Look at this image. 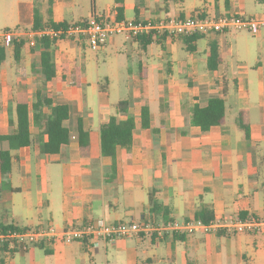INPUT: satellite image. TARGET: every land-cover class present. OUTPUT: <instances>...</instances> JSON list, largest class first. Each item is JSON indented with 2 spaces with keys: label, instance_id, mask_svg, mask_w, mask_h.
<instances>
[{
  "label": "crops",
  "instance_id": "1",
  "mask_svg": "<svg viewBox=\"0 0 264 264\" xmlns=\"http://www.w3.org/2000/svg\"><path fill=\"white\" fill-rule=\"evenodd\" d=\"M63 1L65 5L72 2ZM121 1L126 20L162 13L160 17L210 13L264 17V0ZM55 4L54 0L50 16L45 12L47 6L43 7V21L69 24ZM33 6L34 0L26 10L25 29L19 30L29 41L26 34L31 32L26 30L33 23ZM116 6L114 0L102 13L113 12ZM131 8L133 17L128 13ZM245 34L258 52L233 78L224 61L227 40ZM218 35L222 62L215 71L207 69L208 38L202 39V48H198L199 40L196 51L188 53L176 40L167 41L165 48L153 41L142 49L138 41L125 36V46L129 42L137 46L132 60L136 71L127 87L131 106L126 114L113 109L109 77L103 78L104 84L100 74L91 81L83 64L77 63L83 55V39L54 43L56 75L46 84L39 73V46L26 42L15 61L12 48L6 45V59L0 65V136L13 130L10 121H15L17 91L24 89L31 105L35 91L40 90L54 105L71 107L65 125L75 136L81 119L90 148L87 156L79 155L78 142L73 139L57 155L45 156L41 144L47 138H38V130L31 125L32 145L10 151V172L2 175L0 170V180L5 176L12 182L9 200L0 201V225L57 229L90 221L167 225L197 220L200 210L210 212L212 220L264 221V32ZM118 41L111 37L101 49ZM230 80L236 88L235 98L228 94ZM213 96L223 98L225 118L221 125L202 131L191 122L192 110L205 106ZM143 106L149 111L148 127L141 125ZM242 110L247 112L249 140L237 124ZM111 116L118 120L131 116L135 122L130 149L117 148L113 158L101 155L99 133ZM152 204L158 208L152 210ZM247 235L254 236L253 240ZM256 235L264 232L167 233L160 241L148 236L97 243L53 240L26 252L0 245V264H264V238Z\"/></svg>",
  "mask_w": 264,
  "mask_h": 264
},
{
  "label": "trees",
  "instance_id": "2",
  "mask_svg": "<svg viewBox=\"0 0 264 264\" xmlns=\"http://www.w3.org/2000/svg\"><path fill=\"white\" fill-rule=\"evenodd\" d=\"M40 1L42 0H34L33 23L26 31L36 32L45 28L57 29L67 25V23H54L51 19L44 22L40 11L42 10ZM46 1L47 7L45 8V12L48 16H50L52 14L54 0ZM115 1L117 6L113 12H116L118 20H123L122 1ZM94 12L95 11H92V13ZM202 16L206 15L203 14ZM218 36L219 35L217 33H210L208 35L194 33L191 35L179 34L177 37L168 40L164 37L153 40L151 37L147 36L132 38V40L138 41L142 49H145L153 41L165 48L164 45L167 41L176 40L182 45L186 52L193 53L196 51V43L199 40L208 38L207 69L209 71H215L222 62L219 52V44L217 41ZM63 39L65 38L50 39L49 37H34L29 41L27 37H20L18 40H12L9 46L12 48V55L15 61L20 59L21 49L26 42H30L31 45L33 44L39 46V73L42 76V82L46 84L54 79L56 75L53 45L56 41ZM5 59L6 47L0 42V65L5 61ZM139 78L141 81L144 80V74L141 70ZM220 94L224 95L223 89L220 90ZM128 109V101H120L116 104V110L118 113L126 114ZM70 111L71 107L69 105H54L53 101L40 90L35 91L33 101L31 102V105H29L26 91L24 89L18 90L15 104V121H10V125L13 127V130L8 135L0 136V143L3 145V148L0 150V170L2 175H7L11 170L10 151L32 145L33 138L30 132L31 125L36 127L38 130V138H44V136L47 138V140L41 144V153L43 155H57L62 146H67L69 145L70 140L76 139L78 142V154L81 156H87L90 148L89 133L84 130L82 120L78 119L76 123V135L74 136L71 134L70 128L65 125V122L70 117ZM225 112L226 107L223 98L213 96L208 99L205 106L193 107L191 122L202 131H208L210 128L223 123ZM148 119V108L143 106L141 108L142 127H148ZM237 124L239 129L243 132L244 138L249 140L250 133L248 117L245 110L239 112ZM134 130L135 122L131 116H127L124 120H118L115 116H111L100 128L101 155L103 157L113 158L117 148L129 150L132 144V135ZM155 208H158V206L152 204V210ZM212 218L211 213L206 210H200L196 214V219L205 223L212 220ZM0 226L4 227L5 225ZM5 227L13 226L6 225Z\"/></svg>",
  "mask_w": 264,
  "mask_h": 264
},
{
  "label": "built area",
  "instance_id": "3",
  "mask_svg": "<svg viewBox=\"0 0 264 264\" xmlns=\"http://www.w3.org/2000/svg\"><path fill=\"white\" fill-rule=\"evenodd\" d=\"M239 31H246L251 35L264 32V17H247L239 14L193 15L189 17L174 15L138 20H118L116 12L92 13L86 20L67 24L57 29L45 28L26 35L30 39L34 37L83 39L87 41L92 50L97 51L105 46L111 37L118 34H123L130 39L147 36L153 40L161 37L168 40L177 37L179 34L199 33L208 35L217 33L222 35L227 32ZM23 35L25 34L19 30L16 32L4 31L0 33V42L6 46L12 40H18ZM219 230H226L231 233L264 232V221L254 218L248 220L213 219L207 223L201 220H190L183 223H168L167 225H154L146 222L104 223L90 221L80 227L64 229H57L54 226L36 228L0 226V245L13 251L26 252L32 246L53 240H60L66 244L79 241L97 243L99 240L112 241L148 236L155 241H160L167 233L185 232L192 234L202 232L214 234Z\"/></svg>",
  "mask_w": 264,
  "mask_h": 264
},
{
  "label": "rangeland",
  "instance_id": "4",
  "mask_svg": "<svg viewBox=\"0 0 264 264\" xmlns=\"http://www.w3.org/2000/svg\"><path fill=\"white\" fill-rule=\"evenodd\" d=\"M32 1L33 0H0V33L4 31L16 32L25 29L26 24L24 19L26 10L28 12L29 3ZM55 3L56 10L61 14L62 19L69 24H74L80 21V19H87L90 17L92 11H95L94 13L96 14H102V12L106 10V6L111 7L113 5L114 0H72V2L68 1L67 5L64 4L63 0H55ZM40 5L42 8V10H40L41 15H43V7L47 6V1H40ZM153 10L155 13L156 8ZM128 13L130 17L134 16L132 8L128 9ZM154 13L153 16L155 15ZM161 15L164 14H158L159 17ZM210 15L213 16L212 13H210ZM239 35L240 34H238V36ZM113 38L119 40L116 45H107L104 49H99L98 51L92 50L87 41L84 40V47L82 48L83 55H81V59L77 60V63L79 65H81V63L83 64L86 75L91 81H94L96 76L100 74L102 76L101 81L104 84L105 81L103 78L105 76L109 77V93L111 101L114 103L113 109L116 108L118 101H128L130 107L132 94L131 90L127 87L132 82L130 79L134 76L136 71V65H134L132 60L134 61L137 46L136 43L130 42L125 46L124 38L126 37L123 34L115 35ZM204 44L205 40H200L198 42V48H202ZM255 52H258V50L251 42V37L247 34L238 37L235 41L227 40L226 57L224 61L226 65L230 66L231 73L233 72L231 77H235V73H237L238 69L247 67L250 64L251 56L254 55ZM219 87L224 90L222 82L219 83ZM227 90L230 98L236 97V88L231 80ZM11 186L12 182L8 180V177L3 176L0 180V201L2 203H6L9 200L11 196ZM1 207L2 205H0V208ZM247 236L251 238V240L254 238L252 235ZM256 236H258V238H264V235ZM230 240H235V237H231ZM252 253L253 251L251 250L249 255H252Z\"/></svg>",
  "mask_w": 264,
  "mask_h": 264
}]
</instances>
